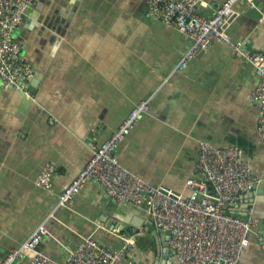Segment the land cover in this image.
Returning <instances> with one entry per match:
<instances>
[{
  "label": "crops",
  "instance_id": "crops-1",
  "mask_svg": "<svg viewBox=\"0 0 264 264\" xmlns=\"http://www.w3.org/2000/svg\"><path fill=\"white\" fill-rule=\"evenodd\" d=\"M224 0H206L211 16ZM239 0L226 31L249 51H264V14H247ZM264 7V0H262ZM148 0H37L16 30L22 55L34 68L29 80L37 100L0 87V262L41 224L38 249L64 261L87 235L110 249L129 243L123 264H183L146 213L113 200L90 179L71 208L58 207L60 193L141 100L149 112L118 146L121 164L156 186L188 196L200 142L237 146L255 180L231 209H253L255 225L239 264H264V143L258 137L259 107L252 92L255 66L215 40L187 67L177 65L193 40L148 14ZM55 162L53 186L38 185L43 166ZM140 233L132 235L134 218ZM25 256L16 264H28Z\"/></svg>",
  "mask_w": 264,
  "mask_h": 264
},
{
  "label": "built area",
  "instance_id": "built-area-1",
  "mask_svg": "<svg viewBox=\"0 0 264 264\" xmlns=\"http://www.w3.org/2000/svg\"><path fill=\"white\" fill-rule=\"evenodd\" d=\"M36 1L0 0V87L22 91L33 101L37 96L29 80L34 76V68L22 55L15 33ZM238 1L224 0L213 15L207 16L200 11L206 0H148V14L192 38V46L178 63V70L185 69L215 40L224 41L255 66L259 82L252 98L259 107L258 137L264 143V51H249L243 43L232 41L226 31L228 22L235 17ZM149 109L150 100H141L108 139L93 146L89 161L60 193L58 207L71 208L81 189L94 178L113 200L146 213L158 229L166 231L169 250L181 263L239 264L256 221L252 208L245 215L231 209L242 195L255 188L250 161L240 147H217L201 141L197 168L204 178L187 181L188 196L149 183L121 164L116 155L126 134ZM54 171L55 162H47L38 175V185L51 189ZM46 232L43 222L20 246L11 249L0 264H16L25 256L30 257L28 264H123L129 244L113 250L94 235H87L66 260L59 261L38 249ZM260 240L264 243V235Z\"/></svg>",
  "mask_w": 264,
  "mask_h": 264
},
{
  "label": "water",
  "instance_id": "water-1",
  "mask_svg": "<svg viewBox=\"0 0 264 264\" xmlns=\"http://www.w3.org/2000/svg\"><path fill=\"white\" fill-rule=\"evenodd\" d=\"M262 0H252L250 2V5L247 9V14L251 15L253 17L256 18H261L264 14V7L262 6ZM141 218L139 219L138 217L134 218V221L132 222L133 227H137V229L133 230L130 229L129 233H131L132 235H138L140 233V227H141ZM161 231L164 232V235L166 237L167 240V245L165 246V254L163 255V258L167 261L170 262L172 257L170 256L169 252V247H168V233L162 229H160ZM173 253V252H172ZM174 254V253H173ZM175 255V254H174ZM176 256V255H175Z\"/></svg>",
  "mask_w": 264,
  "mask_h": 264
}]
</instances>
